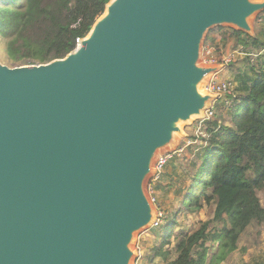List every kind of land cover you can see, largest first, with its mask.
Masks as SVG:
<instances>
[{
	"label": "water",
	"instance_id": "obj_1",
	"mask_svg": "<svg viewBox=\"0 0 264 264\" xmlns=\"http://www.w3.org/2000/svg\"><path fill=\"white\" fill-rule=\"evenodd\" d=\"M264 0H110L64 58L0 62V264H132L145 183L213 95L207 32L251 34Z\"/></svg>",
	"mask_w": 264,
	"mask_h": 264
},
{
	"label": "trees",
	"instance_id": "obj_2",
	"mask_svg": "<svg viewBox=\"0 0 264 264\" xmlns=\"http://www.w3.org/2000/svg\"><path fill=\"white\" fill-rule=\"evenodd\" d=\"M109 1L0 0V49L6 66L64 58L86 37ZM257 18L263 26L254 35L229 29L224 39L233 38L245 56L262 55L258 70L244 87L226 95L221 103L225 117L214 113L204 118L195 159H184L191 171L185 174L188 182L181 189L177 213L206 209L209 218L191 231L175 232L173 216L160 229L152 251L166 264H222L239 250V239L250 226L264 225L259 197L264 190V11Z\"/></svg>",
	"mask_w": 264,
	"mask_h": 264
},
{
	"label": "rangeland",
	"instance_id": "obj_3",
	"mask_svg": "<svg viewBox=\"0 0 264 264\" xmlns=\"http://www.w3.org/2000/svg\"><path fill=\"white\" fill-rule=\"evenodd\" d=\"M250 25L252 27L250 35H254L263 26V23L255 15L250 19ZM217 28L209 30L203 39L200 50V64L202 66H219V70L211 75L217 78L219 82H231L233 85L231 92H235L237 89L244 87L245 81L253 78L263 56L257 54L252 58L245 56L241 49L234 47L233 38L224 39L225 36L228 37V30L233 28L229 26L222 27V30H217ZM4 58V50L1 48L0 62L3 65H7ZM211 75L202 83L200 90L213 95L207 110L211 109L213 114L218 113L225 117L226 109L222 108L221 103L226 99V94L206 91V83ZM207 110L202 116L195 117L191 121L182 124L181 133L177 134L174 145L160 152L167 153L169 156L161 179L158 182H154L152 172L146 180L145 189L147 196L155 211H159L162 214V218L157 228H147L135 234L132 248L135 251V257L136 255L139 256L140 264H166L160 258L154 257L152 249L159 243L160 229L173 216H175L177 222L175 232L191 231L198 226L200 221H205L209 218L208 214H206V209L194 214L177 213L180 206L181 189L188 182L185 174L191 171V167L185 164L184 159H189L190 161L195 159L194 155L202 143V137L205 132L201 125L204 118L209 115ZM259 197L264 207V190L259 193ZM238 247L239 250L222 264H255L259 261H264V225L250 226L246 234L239 239ZM243 249H245V252H243ZM172 258L174 257L172 256Z\"/></svg>",
	"mask_w": 264,
	"mask_h": 264
},
{
	"label": "built area",
	"instance_id": "obj_4",
	"mask_svg": "<svg viewBox=\"0 0 264 264\" xmlns=\"http://www.w3.org/2000/svg\"><path fill=\"white\" fill-rule=\"evenodd\" d=\"M250 56L251 58L253 56H256L255 54H251V55H248ZM232 83L229 82V81H225V82H219L217 80V78H215L213 75H211V77L208 79L207 83H206V91L208 92H214L216 91V93L218 94H226V95H229L231 94V87H232ZM208 112V117L210 115H212V111L211 109H208L207 110ZM207 118V117H205ZM180 152H182V150H180ZM169 158V156L167 155V153H160L154 163H153V181L154 182H158L160 179H161V176L163 174V170H164V167H165V164L167 162V159ZM162 218V214L158 211H156V216L154 218V220L152 221L151 225H150V229H155L159 226L160 224V220ZM139 256L136 255L135 259L133 260V263L132 264H140L139 260H138Z\"/></svg>",
	"mask_w": 264,
	"mask_h": 264
},
{
	"label": "crops",
	"instance_id": "obj_5",
	"mask_svg": "<svg viewBox=\"0 0 264 264\" xmlns=\"http://www.w3.org/2000/svg\"><path fill=\"white\" fill-rule=\"evenodd\" d=\"M180 205V204H179Z\"/></svg>",
	"mask_w": 264,
	"mask_h": 264
}]
</instances>
